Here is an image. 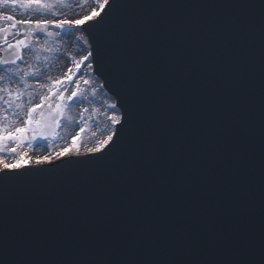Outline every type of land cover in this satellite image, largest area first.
I'll list each match as a JSON object with an SVG mask.
<instances>
[{"label": "snow or ice", "instance_id": "6c2138e0", "mask_svg": "<svg viewBox=\"0 0 264 264\" xmlns=\"http://www.w3.org/2000/svg\"><path fill=\"white\" fill-rule=\"evenodd\" d=\"M91 2L94 7L81 15L72 12L67 0H0V7L18 9L24 17L0 14V21L8 22L0 26V207L7 209L17 187L50 174L58 178L50 191L77 181L67 202L57 200L53 207L41 198L33 204L19 249L13 244L17 258H6L3 264H264V72L258 238L240 231L223 259L188 258V249L199 246L190 234L178 232L171 220L161 222L147 213V206L158 208L177 184L187 186L199 175L225 134L232 138L229 158L247 163L234 57L238 34L224 26L190 25L181 35L179 28L156 25L150 30L137 26L110 39L120 7L255 6ZM259 7L264 13V3ZM70 13L77 18H68ZM47 16L52 19L43 18ZM261 30L264 33V15ZM73 38L85 49L79 59L77 52H60ZM61 56L68 61L67 70L53 76L51 69ZM94 72L111 82L114 102L103 100L96 107L105 83L98 82ZM226 113H231L227 120ZM62 127L78 131L65 139L57 131ZM58 140H64V146H57ZM39 141L51 151L33 158L23 150ZM120 208L127 212L112 227L104 212ZM173 244L185 251L183 258H158L160 249ZM3 246L7 256L6 232ZM140 248L155 255H131ZM52 250L53 258H41Z\"/></svg>", "mask_w": 264, "mask_h": 264}, {"label": "water", "instance_id": "95a60500", "mask_svg": "<svg viewBox=\"0 0 264 264\" xmlns=\"http://www.w3.org/2000/svg\"><path fill=\"white\" fill-rule=\"evenodd\" d=\"M128 4H168V5H254L251 8L235 7H168L135 8L120 7L114 14L111 37L120 38L126 31L137 26L150 30L159 25L162 28L175 27L182 30L185 26H224L233 29L239 36V47L234 53L238 69V89L243 101L244 130L242 138L248 144L246 160L248 165L227 155V145L231 137L226 134L220 144L213 150V159L206 161L202 171L187 185L177 184L158 208L147 206V213L161 222L171 220L178 232L190 234L193 244L198 247L188 249V258L223 259L226 246L234 239L237 232L243 231L249 237L258 238L260 227V192L251 193L248 181L244 178H259L260 151V102L261 80L264 72V33L261 30V17L264 15L259 7L264 0H119ZM91 42V37H88ZM96 68V64L94 63ZM107 63L105 68H107ZM100 76V73L97 72ZM104 83L105 77L100 76ZM258 78V79H257ZM260 79V80H259ZM258 85V88L255 87ZM252 86V87H251ZM105 88L114 95L111 82ZM258 90V92H256ZM231 113L225 114L229 119ZM245 165V166H244ZM256 169L247 173V170ZM58 178L54 174L43 178L36 184L21 185L10 193L7 209L0 207V264L7 258L10 262L17 258L13 244L19 249L20 236L30 225L33 204L41 198L52 202L71 197L70 184L56 187ZM23 196V199L20 197ZM253 196V197H252ZM127 210L106 209L104 220L112 227L117 217H123ZM88 213H82V220L87 221ZM7 233L9 250L5 255L3 239ZM171 249V250H170ZM160 259L170 255L183 258L185 251L179 245H170L159 250ZM133 256L151 258L155 253L140 248L131 253ZM55 250L48 251L41 258H53ZM58 258V257H57Z\"/></svg>", "mask_w": 264, "mask_h": 264}, {"label": "rangeland", "instance_id": "374dc122", "mask_svg": "<svg viewBox=\"0 0 264 264\" xmlns=\"http://www.w3.org/2000/svg\"><path fill=\"white\" fill-rule=\"evenodd\" d=\"M67 3L73 5L72 12H79L81 15L86 14L87 11H89L92 7H94V5L92 4L91 0H67ZM78 4L82 5V7L81 8H76L75 6L78 5ZM61 11L62 12H68L69 9H62ZM0 14L13 15L16 19L24 18L21 15H19V10L18 9L17 10H12L11 8H2V7H0ZM43 18L52 19L51 16H47V17H43ZM68 18L71 19V18H77V17L70 13ZM7 24H8L7 21H0V26H6ZM68 40H69L68 37H64V41L67 42ZM73 40L68 43V46L66 48L65 47H61L60 48V52L61 53H64V52L70 53L69 51H70V49H72L71 47L75 46L74 45L75 43H74ZM57 43H59V41H57ZM76 45L79 46L80 44L78 45V43H77ZM80 49H79V47H78V49L77 48L73 49L74 52H77V57H76L77 59H79L80 55L84 54V52L81 53V54L78 53ZM59 60L61 61L60 65L62 64V66L59 68V69H61V71H59V69L56 68V64L59 62ZM59 60L56 62V64L51 69V74L53 76H57V75L62 74L65 71L66 64L68 66V61L65 60L63 58V56H61ZM66 61H67V63H66ZM102 96L104 98H106L109 103H111L112 100L108 97V95L105 92L102 95H98V97H102ZM97 107H100V106L98 105ZM73 112H74V116H75L76 109H74ZM98 119L102 120L103 117H98ZM57 131L59 132V134L61 136H64L65 139H70L72 135H75V133H76V131H78V129L73 128L71 131H66V130H64V127H62L61 129H58ZM86 138H87V135H85V139ZM42 144H46V142L45 141H39V142L33 144V147L31 149L25 147L23 150L29 152V155L32 156L33 158L35 156H38V155L47 154L49 151H51L50 149H48L46 147H41L40 145H42ZM56 144H57V146H64L65 141L64 140H58V141H56Z\"/></svg>", "mask_w": 264, "mask_h": 264}, {"label": "bare ground", "instance_id": "6f19581e", "mask_svg": "<svg viewBox=\"0 0 264 264\" xmlns=\"http://www.w3.org/2000/svg\"><path fill=\"white\" fill-rule=\"evenodd\" d=\"M76 35H80V33H77ZM73 39H74V38H73ZM73 41H74V43H75V44H74L75 46H72V47H71L72 49L69 48V49H70L69 52H70V53H73V52H74L73 49H76V48L78 49V47H79V49H80V48H81V49L79 50L78 53H80V54L83 53L85 49H84V46L82 45V43H81L80 41H75V39H74ZM77 43H78V45H79V44H80V45L77 46V45H76ZM60 62H61V61L59 60V62L56 64V68H57V69H59V68L62 66V64L60 65ZM66 63H67V61H66ZM66 69H67V64H66V67H65V71H66ZM59 71H61V69H59ZM110 99H111V98H110ZM103 100H107V99L104 98L103 96H102V97H97V101L95 102V103H96V107H97L98 105L101 107V102H102ZM111 100H112L111 102H114V99H113V98H112ZM72 114L74 115V112H73ZM72 129H73V127L64 128V130H66V131H71Z\"/></svg>", "mask_w": 264, "mask_h": 264}]
</instances>
